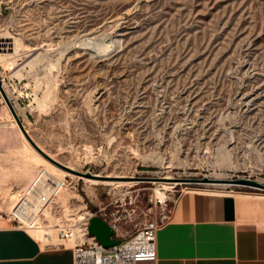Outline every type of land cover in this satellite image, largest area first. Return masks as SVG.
Returning <instances> with one entry per match:
<instances>
[{"label": "rangeland", "instance_id": "374dc122", "mask_svg": "<svg viewBox=\"0 0 264 264\" xmlns=\"http://www.w3.org/2000/svg\"><path fill=\"white\" fill-rule=\"evenodd\" d=\"M6 37L0 84L26 134L91 175L40 155L0 96L1 212L39 168L75 180L56 201L76 218L103 206L121 234L184 190L264 192L224 181L264 184V0H0Z\"/></svg>", "mask_w": 264, "mask_h": 264}, {"label": "crops", "instance_id": "0c3cea01", "mask_svg": "<svg viewBox=\"0 0 264 264\" xmlns=\"http://www.w3.org/2000/svg\"><path fill=\"white\" fill-rule=\"evenodd\" d=\"M69 245L0 217V264H71ZM154 250V264H264V193L184 190L156 229Z\"/></svg>", "mask_w": 264, "mask_h": 264}, {"label": "built area", "instance_id": "2783aa9c", "mask_svg": "<svg viewBox=\"0 0 264 264\" xmlns=\"http://www.w3.org/2000/svg\"><path fill=\"white\" fill-rule=\"evenodd\" d=\"M75 188V180L62 174L55 177L38 169L15 193L13 201L6 212H0V217L14 227L21 229L47 227L42 232V238L48 244L63 246L70 243L71 264H154V236L156 229L168 217L170 209L157 219L148 218L133 230L120 233L116 218L110 217L103 206L86 211L80 218L72 212L70 198L66 205L56 201L58 192L64 188ZM229 192H233L231 189ZM264 193V192H263ZM67 217H59L63 210ZM46 213V214H45ZM54 217V222H47L48 215ZM96 215L112 230L111 237L118 238L116 244L103 247L93 235L86 232L87 220ZM48 230V231H47Z\"/></svg>", "mask_w": 264, "mask_h": 264}, {"label": "water", "instance_id": "95a60500", "mask_svg": "<svg viewBox=\"0 0 264 264\" xmlns=\"http://www.w3.org/2000/svg\"><path fill=\"white\" fill-rule=\"evenodd\" d=\"M0 96L2 97L4 103L6 104L9 112L11 113L16 125L18 126L19 130L23 134V136L26 138V140L30 143V145L43 157L46 159L50 160L52 163L60 166L63 169H66L68 171H71L76 174H84V176H90V173L88 172H80L77 170H74L72 168L67 167L66 165L50 158L46 153H44L31 139L30 137L26 134L25 130L23 129L19 119L17 118L16 114L14 113L11 105L8 102V99L6 95L4 94L1 84H0ZM99 177V176H98ZM201 181H207V180H212L208 179L206 177L200 178ZM227 183H238L241 185H245L248 187H253L257 189H262L264 190V184L250 178H244V177H238V178H229L225 179ZM86 232L88 235H93L95 240L101 244L103 247L116 244L118 242V238L116 237H111L110 235L113 233L111 228L98 216L92 215L88 218L87 224H86Z\"/></svg>", "mask_w": 264, "mask_h": 264}, {"label": "bare ground", "instance_id": "6f19581e", "mask_svg": "<svg viewBox=\"0 0 264 264\" xmlns=\"http://www.w3.org/2000/svg\"><path fill=\"white\" fill-rule=\"evenodd\" d=\"M87 28V27H86ZM7 38H9V37H6V38H4V39H2V38H0V49L1 50H4V49H6L7 47H6V44H13V41L12 40H6ZM35 46V45H34ZM9 47V46H8ZM10 48V47H9ZM13 48H14V46H13ZM23 48H25V47H23ZM30 48V47H29ZM26 49V48H25ZM24 49V52L26 51ZM5 51V50H4ZM23 52V53H24ZM9 51H6V52H2V51H0V58L1 59H3V58H5L6 56H9ZM17 54H18V52H17ZM26 54V53H25ZM1 87H2V85H1ZM45 160V162L48 164V167L50 166V167H52L51 165H49V164H52L51 162H49L48 160H46V159H44ZM56 168V167H55ZM58 169V168H57ZM42 170H44V169H42ZM44 171H46V170H44ZM46 172H48V173H50V174H52L53 176H55V177H58V175L57 174H53V173H51V172H49V171H46ZM91 175V174H90ZM114 176V175H113ZM116 176V175H115ZM163 178L164 179H170L171 177L169 176V175H164L163 176ZM86 179H88V180H91V178H88V177H86ZM110 181V180H109ZM113 182H115V181H113ZM161 184H162V186H165V185H170V184H172V183H176V181H171V180H162V181H159ZM109 183V182H108ZM111 183V182H110ZM199 192H201V191H199ZM160 195V194H159ZM82 213V212H81ZM46 214V213H45ZM67 214L68 213H66V210H63V213L59 216V217H57V219L59 220L60 219V217H64V216H66L67 217ZM48 215V214H47ZM75 216V215H74ZM48 217L50 218L51 217V215H48ZM80 217V216H79Z\"/></svg>", "mask_w": 264, "mask_h": 264}]
</instances>
